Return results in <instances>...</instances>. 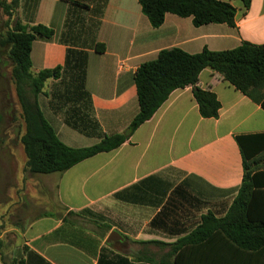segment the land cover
<instances>
[{"label": "crops", "instance_id": "0c3cea01", "mask_svg": "<svg viewBox=\"0 0 264 264\" xmlns=\"http://www.w3.org/2000/svg\"><path fill=\"white\" fill-rule=\"evenodd\" d=\"M218 1L234 7L233 27H195L191 17L168 13L161 26L152 28L137 0H38L33 25L52 29L55 37L33 41L31 73L63 65L67 46L57 38L69 11L82 17L84 29L97 22L92 33L105 50H87L85 90L101 133L121 134L138 113L134 73L160 51L179 49L195 55L203 49L233 50L242 42L264 45V0H251L247 10L240 0ZM96 5L100 15L94 14ZM54 83L49 80L47 86ZM197 85L215 94L220 104L217 118H202L191 89H178L118 148L61 174L39 175L52 181L54 203L20 229L21 245L9 260L1 249L0 264L1 257L6 263L23 264H151L149 256L138 254L136 242L171 244L195 229L203 215L222 218L244 174L235 138L263 135L264 110L210 69L200 72ZM40 97V110L64 145L83 148L99 141L71 133L48 108V99ZM251 161L252 174L264 171V150ZM113 232L122 240L109 242ZM192 260L223 264L227 259ZM240 262L264 264V257L247 255Z\"/></svg>", "mask_w": 264, "mask_h": 264}, {"label": "trees", "instance_id": "16d2710c", "mask_svg": "<svg viewBox=\"0 0 264 264\" xmlns=\"http://www.w3.org/2000/svg\"><path fill=\"white\" fill-rule=\"evenodd\" d=\"M20 1L11 0V3L18 5ZM137 1L152 28L161 26L168 13L181 18L191 17L195 27L207 24L234 26V7L218 0ZM240 1L247 10L251 0ZM6 2L0 0V6L8 12ZM23 2L30 5L31 18L25 24L16 21L0 37V55L4 54L10 63V81L24 126L19 141L26 158L25 171L29 175L61 174L85 159L118 148L129 140L141 124L150 120L169 95L178 89H191L202 118H217L220 104L215 94L197 85L198 76L204 69L221 74L225 81L264 110V45L242 42L233 50L212 52L203 49L195 55L179 49L163 50L153 61L141 64L134 73L138 113L128 128L121 134L103 135L84 85L87 50L97 54L105 50L92 33V27L97 28L98 23H90L84 29L82 17L69 11L64 21V31L57 38L58 42L67 46L63 65L32 74L30 52L33 41H50L55 34L43 25H33L38 0ZM70 3L88 9L79 1ZM99 8V5L93 8L94 14H101ZM49 80L55 83L45 92ZM41 95L48 99V108L53 114L60 115L66 127L99 141L83 148L64 145L40 110L38 98ZM2 96L0 75V133L4 123ZM235 140L241 153L244 174L227 213L222 218H216L211 213L203 215L195 229L171 244L136 242L141 247L138 254L146 258L149 256V263L193 264L192 258L215 256L225 257L227 260L223 264H241L240 261L247 255L264 257V171L252 174L249 168L253 156L264 150V134L236 137ZM148 247L165 251L157 258L158 254L149 253ZM1 260L3 264H23L21 260L10 263H6L2 257Z\"/></svg>", "mask_w": 264, "mask_h": 264}, {"label": "rangeland", "instance_id": "374dc122", "mask_svg": "<svg viewBox=\"0 0 264 264\" xmlns=\"http://www.w3.org/2000/svg\"><path fill=\"white\" fill-rule=\"evenodd\" d=\"M6 4L9 7L8 12L0 6V37L5 35L16 21L25 24L32 15L30 5L23 0L18 5L11 3V0H7ZM0 75L4 115L0 133V241L3 244L2 253L9 260L11 253L21 245L20 229L38 214L49 211L54 197L52 181L44 176L29 175L25 171L26 158L19 141L24 133V126L20 119L14 86L10 81V63L4 54L0 55ZM49 87L46 86V90ZM38 99L41 102V97ZM69 131L78 135L73 130ZM78 137L84 141L89 140L80 134ZM73 144L78 146L77 143ZM149 250L158 255L165 251L154 247Z\"/></svg>", "mask_w": 264, "mask_h": 264}, {"label": "water", "instance_id": "95a60500", "mask_svg": "<svg viewBox=\"0 0 264 264\" xmlns=\"http://www.w3.org/2000/svg\"><path fill=\"white\" fill-rule=\"evenodd\" d=\"M121 240L122 238L115 232L111 233L108 239L109 242H116V241H121Z\"/></svg>", "mask_w": 264, "mask_h": 264}]
</instances>
